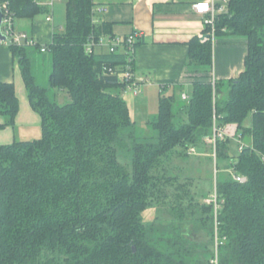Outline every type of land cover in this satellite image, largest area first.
<instances>
[{"label":"trees","instance_id":"1","mask_svg":"<svg viewBox=\"0 0 264 264\" xmlns=\"http://www.w3.org/2000/svg\"><path fill=\"white\" fill-rule=\"evenodd\" d=\"M9 2L17 20L48 13L35 0ZM94 6L67 0L63 30L46 46L49 87L65 91L68 103L51 100L37 83L29 48L9 46L41 137L0 145V264H213L216 241L219 264H264V0H232L217 19L218 38L247 41L240 76L215 79L214 88L213 43L194 37L189 63L200 76L188 101L160 96L149 137L119 94L125 84L104 75L105 67L123 68L125 55L86 52L91 36L114 38ZM177 99L186 104L177 108ZM18 113L14 85L0 81V129L14 127ZM214 116L221 127L236 125L249 148L232 156L233 140L218 143V170L227 162V174L217 175L216 201L208 203L166 163L191 147L205 149ZM154 207L168 209L169 220L146 223L144 212ZM190 226L205 239L192 238Z\"/></svg>","mask_w":264,"mask_h":264},{"label":"crops","instance_id":"2","mask_svg":"<svg viewBox=\"0 0 264 264\" xmlns=\"http://www.w3.org/2000/svg\"><path fill=\"white\" fill-rule=\"evenodd\" d=\"M66 1L35 0L39 6L46 7L48 13L39 15L34 20H16V29L33 36L41 45L48 46L53 34L63 30V23L60 22L66 16ZM207 1L209 0H93L94 9H105L104 13L97 14V19L101 23L111 24L114 38H126L133 33L139 35L134 73L137 80L143 81L141 93L135 96L125 89L119 93L127 103L131 118L136 124L140 116L137 107L142 106L147 111L149 99L153 103L155 98L159 101L162 95L176 94L180 98L181 94H191L193 83L198 80L200 73L190 66L188 44L194 37H202L204 32L202 19L193 10V5ZM51 2L52 7L49 6ZM49 16L52 21H47ZM218 43L222 45L216 49L214 78L218 81L237 79L244 71L248 53L246 39L224 36L218 38L213 47L216 48ZM34 49L40 51L38 48L28 49L31 53L29 58L32 71L34 64L40 61L34 57ZM97 53H108V49L99 48ZM46 63V59H43V64L47 65ZM33 74L38 83L37 75ZM0 81L13 84L19 100L15 126L0 129V145L39 137L41 118L31 107L19 62L9 46H0ZM56 91V99L61 103L70 99L65 91ZM142 95L144 96L141 97ZM4 123L5 118L0 116V125Z\"/></svg>","mask_w":264,"mask_h":264},{"label":"built area","instance_id":"3","mask_svg":"<svg viewBox=\"0 0 264 264\" xmlns=\"http://www.w3.org/2000/svg\"><path fill=\"white\" fill-rule=\"evenodd\" d=\"M232 0H209L207 2L197 3L193 5V10L197 15L202 19V24L204 30H207L206 36L210 38L213 46L218 41L217 38V19L224 14L229 12L230 4ZM205 5L206 7H201ZM50 7L53 6V2L49 4ZM0 7L3 13V22H2V34L6 37V40H0V46H10L15 45L18 47H27V48H38L42 53H47V47L41 45L39 41L33 36L29 35L26 32L18 31L16 29V17L14 12L10 8L9 0H0ZM105 12V9L96 10L94 9V17L97 19V14H102ZM47 21H52V17L49 16ZM138 34L133 33L126 38H109L101 37L99 39L91 36L88 42L85 45L86 52L88 54L97 53L99 48H107L110 53L122 52L126 57V65L123 68H104V75L117 76L118 80L125 84V90L133 93L135 96L141 93L142 80L139 81L135 77L134 73V63H135V53L137 49V40ZM202 37H205L202 35ZM215 88V78L213 82ZM181 99L183 101H188L189 96L187 94H181ZM213 128L212 134L204 138V143L210 146L212 150V157L217 161V150L218 143L221 141H226L231 139L238 144V153H242L245 149L249 148L237 133V126L227 125L219 126L217 122V117L213 118ZM189 153H196V148L191 147L188 150ZM264 161V156L262 157ZM231 177L238 183H245L247 181L246 177L240 174H237L233 171H230ZM208 203L216 201V194L212 195L210 199L206 200ZM215 249V259L212 261L213 264H219L218 260V245L222 244L219 241H216Z\"/></svg>","mask_w":264,"mask_h":264},{"label":"rangeland","instance_id":"4","mask_svg":"<svg viewBox=\"0 0 264 264\" xmlns=\"http://www.w3.org/2000/svg\"><path fill=\"white\" fill-rule=\"evenodd\" d=\"M60 22L63 27L65 25V19L61 20ZM19 23V21L17 22ZM241 38V37H240ZM222 43H218L216 48H214V55H213V65H215V58H216V49L218 46H221ZM34 57L40 60L38 63L34 64L33 72L37 75L38 83H40L41 86L49 89V97L51 100H55L59 104L68 103L70 99H68L67 102L61 103L60 100L56 99L57 91L56 89H51L49 87L48 77L50 76L49 69H51V54L50 52H47L45 54L41 53L40 51H37V49L33 50ZM28 55L30 56L31 53L28 52ZM43 59H46V64H43ZM226 82V81H224ZM142 95L141 97H143ZM153 98V97H152ZM227 98L226 93L222 95V99L225 100ZM153 101V99H152ZM177 108L180 105H184L186 103H180V100L177 99ZM182 102V101H181ZM150 106L145 111V109L142 108V106L137 107L138 114L140 113V116L138 118V127L141 132H143L144 136H152L153 132L151 131L150 125L148 121L150 119H154V117L157 115L158 112V98L154 99V102L151 103V100L149 99ZM138 117V116H137ZM181 120H184V115L180 117ZM151 121V120H150ZM246 126L250 125V120L245 123ZM41 135L37 138H33L31 140L39 139ZM28 140V141H31ZM205 144V143H204ZM204 148H196V153H189L187 155H174L172 160L170 162H167L168 168L171 170L170 172L176 176H179L181 180L191 179L197 188V193L200 197H208L210 198L212 195L215 194V185L217 181V175L220 176V178L224 175L226 176L225 171L223 167L227 164V162H223L219 164V170H218V162L212 157V150L210 146L205 144ZM218 152V151H217ZM230 153L232 156H237L238 154V144L234 141L231 142L230 146ZM123 160V157L121 158ZM219 171V172H218ZM230 173V171L228 172ZM208 200V199H206ZM144 221L146 223L155 222L156 219L162 221V220H169L170 217L169 210L164 207H154L151 209H148L144 212ZM195 230L192 226H190L191 237L194 239H198L202 237L201 240H204V233H200L198 235L197 232H193ZM203 235V236H202Z\"/></svg>","mask_w":264,"mask_h":264},{"label":"water","instance_id":"5","mask_svg":"<svg viewBox=\"0 0 264 264\" xmlns=\"http://www.w3.org/2000/svg\"><path fill=\"white\" fill-rule=\"evenodd\" d=\"M2 22H3V13L0 7V40H6V37L2 34L1 28H2ZM208 36H205L207 38Z\"/></svg>","mask_w":264,"mask_h":264},{"label":"snow or ice","instance_id":"6","mask_svg":"<svg viewBox=\"0 0 264 264\" xmlns=\"http://www.w3.org/2000/svg\"><path fill=\"white\" fill-rule=\"evenodd\" d=\"M201 7H206L205 5H201Z\"/></svg>","mask_w":264,"mask_h":264}]
</instances>
